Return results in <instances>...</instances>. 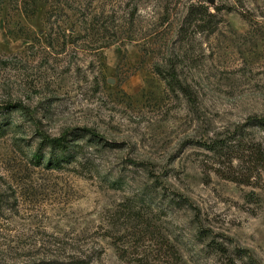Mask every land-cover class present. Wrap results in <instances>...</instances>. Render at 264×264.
I'll return each instance as SVG.
<instances>
[{
  "label": "rangeland",
  "instance_id": "1",
  "mask_svg": "<svg viewBox=\"0 0 264 264\" xmlns=\"http://www.w3.org/2000/svg\"><path fill=\"white\" fill-rule=\"evenodd\" d=\"M212 1L0 0V264H264V169L204 146L264 150V0Z\"/></svg>",
  "mask_w": 264,
  "mask_h": 264
},
{
  "label": "trees",
  "instance_id": "2",
  "mask_svg": "<svg viewBox=\"0 0 264 264\" xmlns=\"http://www.w3.org/2000/svg\"><path fill=\"white\" fill-rule=\"evenodd\" d=\"M65 0H58V8L63 10L61 6H63V2ZM217 10V9H216ZM194 14L196 16L202 17V16H208V10H205L204 8H201L197 10ZM199 21H202V19H199ZM51 46V44H49ZM165 80L170 79V81L173 79L172 76L168 75V78L165 77ZM257 122V121H256ZM259 126H264V121L258 122ZM2 124H0V135H3L4 132H6L2 128ZM47 145L51 147L53 151H58L60 154H62L64 157H56V158H50L48 160V166H62V163H70V156L68 155L71 151L69 147L67 146V139L63 136L61 138H55V139H48L46 140ZM206 150H208L210 153H212L218 160H227V162L232 163L239 161L243 164H253L258 170V168L264 169V150L259 149H253L248 148L246 152L242 153L241 155H236L234 148L229 147V145L224 144L223 142H212L210 144L204 145ZM150 231V229H149ZM168 244V242H167ZM170 254V257H175V261L173 263L169 264H184L182 262L181 257L179 256L178 252L171 249L170 245H166ZM221 254L223 256L226 255L227 259L225 260L224 264H263L260 261H258L252 254H250L248 251L243 249H235L233 252H230L228 249H222ZM159 264H162L161 261Z\"/></svg>",
  "mask_w": 264,
  "mask_h": 264
},
{
  "label": "water",
  "instance_id": "3",
  "mask_svg": "<svg viewBox=\"0 0 264 264\" xmlns=\"http://www.w3.org/2000/svg\"><path fill=\"white\" fill-rule=\"evenodd\" d=\"M209 2H213L212 0H209Z\"/></svg>",
  "mask_w": 264,
  "mask_h": 264
}]
</instances>
